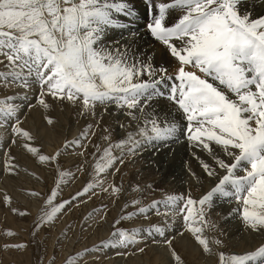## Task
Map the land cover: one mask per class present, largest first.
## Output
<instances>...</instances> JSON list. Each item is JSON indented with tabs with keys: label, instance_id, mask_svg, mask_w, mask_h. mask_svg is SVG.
I'll list each match as a JSON object with an SVG mask.
<instances>
[{
	"label": "snow or ice",
	"instance_id": "1",
	"mask_svg": "<svg viewBox=\"0 0 264 264\" xmlns=\"http://www.w3.org/2000/svg\"><path fill=\"white\" fill-rule=\"evenodd\" d=\"M178 159L185 189L151 198L141 161ZM22 176L46 190L26 189L32 216L0 189V210L32 217L29 243L4 251L100 201L82 225L119 205L107 236L59 264H152L149 250L156 264H264V0H0V177ZM57 259L45 248L32 264Z\"/></svg>",
	"mask_w": 264,
	"mask_h": 264
},
{
	"label": "rangeland",
	"instance_id": "2",
	"mask_svg": "<svg viewBox=\"0 0 264 264\" xmlns=\"http://www.w3.org/2000/svg\"><path fill=\"white\" fill-rule=\"evenodd\" d=\"M53 115H55V113ZM33 116L36 117L37 121L39 120L38 113L34 112ZM61 121L68 124L70 127V131L66 133L69 138L76 134L77 126L74 122L70 121V118L61 117ZM25 126H33L32 117H29ZM61 139L62 137L55 136L51 138V140H43L42 142L44 143V151H52L54 145L59 143ZM21 163H29L30 165V161L21 160ZM195 166L196 165H194V167ZM139 167L143 173L142 180L144 182H152L157 189V191L152 194L151 198H160L161 189L172 192L183 191L186 187V185L183 183V178H177V176L173 175L167 179H163L160 171L161 169L157 171L154 167L145 164L144 161H141ZM83 181L84 178H81L75 184L65 188L63 198H67L70 193H74L76 190H78L82 186ZM31 187L39 188L42 191L46 190L43 184H37L35 181L29 179L26 176H22L20 180L4 179L0 177V189L8 191L9 194L13 196L14 201H16L21 206H27L31 211L32 216H35L38 204L36 201H32L30 198L26 197V189ZM106 202L107 201H105V203ZM99 205L100 201H89L85 205H80L78 208H74L72 211L68 212L67 215L61 217V219L58 220L55 228L51 230L45 229L43 232H41L40 236H44L45 239L41 241L40 236H38L35 241H32L29 244L27 251H4L2 247H0V264H32V262L35 261L36 256L43 255L45 248H47L49 255L54 253L57 255V264H59V260L73 250H80L86 246H91L94 243H98L101 239L107 236L110 230V224L112 223L113 218L117 216V212L119 210V205L111 207L108 214V223H102L100 226H97L95 222H91V228L83 226V218L88 212L92 211L93 208H98ZM222 205L223 204H220L216 211H224L225 209L224 206L222 207ZM31 219L32 217L19 218L12 215L11 213L0 210V232L10 229L17 233L15 238H9L0 235V246H2L6 241L11 243H29V225L31 223ZM69 225L71 228L68 232V236L64 239L59 248H55L54 242L57 240V237L60 236L61 230ZM82 227L84 229L83 232H81ZM78 234L79 240L77 241ZM111 255V252H109V256ZM143 259L145 261L151 260L152 264H156V261H158L160 257L159 254H154L151 250H149L148 254ZM105 264H138V261L135 258H129L125 261L111 259L107 260Z\"/></svg>",
	"mask_w": 264,
	"mask_h": 264
},
{
	"label": "bare ground",
	"instance_id": "3",
	"mask_svg": "<svg viewBox=\"0 0 264 264\" xmlns=\"http://www.w3.org/2000/svg\"><path fill=\"white\" fill-rule=\"evenodd\" d=\"M143 19L140 18L136 21V23L133 25V27H136L137 25H142L143 24ZM181 158L182 159H188L187 157V154L186 153H181ZM193 164L195 165V162H193ZM193 165V167H194ZM160 171H161V175L163 177V179H167L173 175L177 176V178H183L182 177V167H181V162L180 160H176L174 162H170L169 164H166V165H162L160 167ZM166 176V178H165ZM224 206V209L227 210L230 205H227V204H223L222 207ZM221 207V206H220ZM224 210V211H225Z\"/></svg>",
	"mask_w": 264,
	"mask_h": 264
}]
</instances>
